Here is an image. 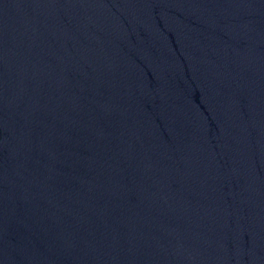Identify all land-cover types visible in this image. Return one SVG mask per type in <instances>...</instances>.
<instances>
[{
    "label": "water",
    "instance_id": "1",
    "mask_svg": "<svg viewBox=\"0 0 264 264\" xmlns=\"http://www.w3.org/2000/svg\"><path fill=\"white\" fill-rule=\"evenodd\" d=\"M0 264H264V0H0Z\"/></svg>",
    "mask_w": 264,
    "mask_h": 264
}]
</instances>
